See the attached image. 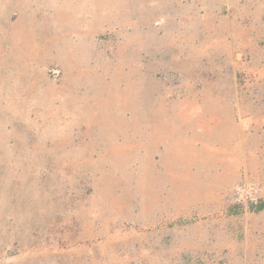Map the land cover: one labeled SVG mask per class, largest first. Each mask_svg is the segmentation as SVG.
<instances>
[{"label":"rangeland","instance_id":"374dc122","mask_svg":"<svg viewBox=\"0 0 264 264\" xmlns=\"http://www.w3.org/2000/svg\"><path fill=\"white\" fill-rule=\"evenodd\" d=\"M260 198L264 0H0V264H264Z\"/></svg>","mask_w":264,"mask_h":264},{"label":"trees","instance_id":"16d2710c","mask_svg":"<svg viewBox=\"0 0 264 264\" xmlns=\"http://www.w3.org/2000/svg\"><path fill=\"white\" fill-rule=\"evenodd\" d=\"M237 207V206H236ZM248 209L252 212H260L264 210V198L257 199L248 204ZM231 211V210H230ZM234 211V212H233ZM233 213H238V208L234 207Z\"/></svg>","mask_w":264,"mask_h":264}]
</instances>
